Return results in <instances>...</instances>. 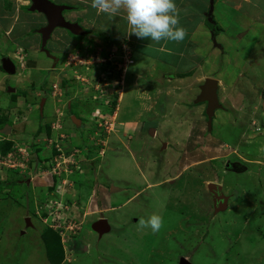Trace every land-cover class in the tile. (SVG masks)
<instances>
[{"label":"rangeland","instance_id":"rangeland-1","mask_svg":"<svg viewBox=\"0 0 264 264\" xmlns=\"http://www.w3.org/2000/svg\"><path fill=\"white\" fill-rule=\"evenodd\" d=\"M44 3L52 8L39 9V0H0V144L14 146L9 157L0 156V264H51L41 237L45 228L60 238L59 264H179L181 258L264 264V0H214L211 12L210 0H174L187 36L159 44L129 35L123 10L98 13L91 0ZM205 21L221 27L217 37L206 32ZM122 49L132 60L123 73L110 62L111 55H124ZM209 62L206 79L218 81L223 73L229 94L219 86L217 95L231 113L214 117L212 131L232 140L221 123L234 118L227 127L237 141L224 142L225 152L177 177L190 119L200 112L195 100L205 79L195 83L198 66ZM187 73L168 86L179 89L174 93L185 101L183 114L171 104L178 98L157 88L166 91V79ZM235 94H244L242 102ZM158 96L156 108L145 109ZM21 122L28 134L15 130ZM246 141H255L254 149ZM160 142L169 144L168 155ZM143 143L158 145L156 156ZM239 168L249 172H231ZM173 177L172 187L155 184ZM211 182L228 197L224 211L211 208ZM52 212L58 221L46 219ZM152 214L163 218L157 233L138 226ZM100 217L109 218L110 229L97 241L100 233L90 225Z\"/></svg>","mask_w":264,"mask_h":264},{"label":"crops","instance_id":"crops-1","mask_svg":"<svg viewBox=\"0 0 264 264\" xmlns=\"http://www.w3.org/2000/svg\"><path fill=\"white\" fill-rule=\"evenodd\" d=\"M217 23V22H216ZM203 26H204V28L207 30L206 32H210V30L208 29V27H207V25L206 24H202ZM201 25H200V23L198 22L196 25H195V29H194V33H195V31H196V29H199L198 27H200ZM201 31V30H200ZM199 31V32H200ZM204 31V30H203ZM205 32V31H204ZM204 32H203V34H204ZM194 33H193V36H194ZM211 33V32H210ZM218 35H216V37H217ZM240 38V37H239ZM190 40H191V38H190ZM217 44V43H216ZM220 45L219 44H217V47H215V49H217V50H219L220 49V47H219ZM198 54V53H197ZM204 57H205V54H204ZM204 57H203V59H204ZM206 63V62H205ZM205 63H203L202 65H199L198 66V69H199V72H202L199 76H197L198 78L196 79V81H195V83L197 84V85H199V83H201V80L203 79H206V77H207V68L210 66V62H209V65L207 64H205ZM211 67V66H210ZM189 73H187V74H182V75H184V76H181V78H180V80H176V79H174L173 81H170L169 79H166L165 80V84H166V87H167V89H166V91H163V88L162 89H159V88H157V91H159L160 93L159 94H161V95H165V96H167V97H171L172 99H175L176 97H177V95H176V93H174V92H176V91H178L179 89H175V91L174 90H172V91H170L169 90V85L170 84H176V83H180V82H182V81H184V79H185V77H186V75H188ZM223 73L222 74H220V78L218 77V88H219V86H222L223 87V89L222 90H224L223 91V93H225V94H229V90H228V88H226L225 87V85H223L222 84V82H223ZM235 75H236V73H235ZM238 76V73H237V75L235 76V77H237ZM231 76H227L226 78L229 80V78H230ZM231 79L233 80V77H231ZM169 81V82H168ZM220 82V83H219ZM231 82H234V86H232V89H236V90H238L239 88L238 87H236V82L233 80V81H231ZM196 85V86H197ZM172 86V85H171ZM174 87V86H173ZM174 88H177V87H174ZM189 90H190V88H188ZM14 89H12V91H13ZM219 90V89H218ZM15 91V90H14ZM180 92V91H179ZM233 92L235 93V90H233ZM233 93V94H234ZM236 93H240V91H237ZM174 95H176V96H174ZM179 95V94H178ZM236 96H234V97H236V102H242V100H243V95L244 94H242V96L240 97V96H237V94H235ZM229 96V95H228ZM230 97V96H229ZM234 97H232L231 96V99H234ZM161 98L162 97H159L158 96V99H156V101H153L152 100V102L151 103H148V104H146V105H143L144 107H145V109L146 108H150V107H155L158 103H160V101H161ZM178 98V97H177ZM261 98V97H260ZM244 100H246L245 98H244ZM184 101V100H183ZM183 101H180L179 100V98H178V100H173V102L171 103L172 104V106H173V109H175V110H177L179 113L180 112H182L183 114H185L186 113V111L184 110L183 111V108L181 109V106H179V105H181V104H185V101L183 102ZM263 101H264V98H262L261 99V102H260V105H261V103H263ZM180 102H182V103H180ZM220 102V101H219ZM249 102V101H248ZM220 104L223 106V109H219V110H217V111H215V113H214V117H215V119H216V121H217V118L219 117V114H223V115H231V113H229L228 112V109H227V107L225 106V102H224V100H221V102H220ZM196 105H200L199 107H198V109L200 110V112H198L197 114H198V116H197V114H196V116L197 117H195V118H191L190 119V126H189V128H188V130H187V132H186V138H185V144H184V147H185V149L183 150L182 149V151H180V153H179V156H178V166H176V172H177V174H179L177 177H179L180 176V172H185V170H187V169H190V168H192V167H194V168H196V167H198L199 165H201L203 162H205V161H208V160H213V159H215L216 157H213V154H218L219 152H225L226 150H227V148H228V145H226V144H223L224 142H228V143H231V142H233L234 144L236 143L235 142V140L237 141V135H236V133L234 132V131H232V130H228V127H227V125L229 126V125H231V126H233V120H234V118H233V120L232 121H230L229 119L227 120V121H229V123L228 124H226V123H224V122H227L226 121V119L225 120H223V123H221L222 124V126L221 127H224L223 129H222V131H223V134H226V132H229L230 134H232V140H230V141H228V140H221V138H219L218 136H219V134H214L213 133V127H214V125L216 126V122H215V119H214V117H213V120H212V126H211V133H208L207 132V119H206V116H205V104H201V103H199V104H196ZM179 107V108H178ZM156 108V107H155ZM176 108H178V109H176ZM197 108V107H196ZM160 110H162V107L160 108ZM217 112V113H216ZM231 112V111H230ZM215 114H216V116H215ZM264 114V113H263ZM264 116V115H263ZM171 118V116H165V119H170ZM176 119H179V120H177V122H179L180 124H183L182 122L183 121H180V120H184V119H182V117H177V118H175V120ZM18 125H17V127H15L16 129V131H18V132H21V133H27L28 134V130H27V128L24 130V127L25 126H27V122H21V123H17ZM25 124V125H24ZM127 126H129L128 124H127ZM232 129V128H231ZM14 130V131H15ZM24 130V131H23ZM153 135H154V137H155V135H156V130H152L151 131V136L153 137ZM218 135V136H217ZM144 136V135H143ZM144 139V138H143ZM136 140H139V139H136ZM140 141V140H139ZM126 142H128V141H126ZM247 142V144H246V146H247V148H249L250 147V145L249 144H251V147H250V149H254V143H255V141H246ZM128 143H131V142H128ZM160 147H159V149H161L162 148V153H166L167 155H168V153L171 151L170 149H169V144L168 143H163V142H160ZM149 144L147 145V146H145L144 145V143H143V147H145L144 149H145V151L146 150H149L150 151V153L152 154L153 153V155H155L156 156V153H157V147H158V145L157 146H155V145H153V146H149ZM183 147V148H184ZM127 148H128V146H127ZM167 149H169V151L167 152ZM108 150H109V148H108ZM210 153V154H209ZM234 153V152H233ZM209 154V155H208ZM158 155V154H157ZM154 156V157H155ZM162 156H163V154H162ZM219 158H221V156L219 157ZM158 159H159V157H158ZM236 159H239L240 160V156H236ZM159 160H161V158L159 159ZM160 162V161H159ZM168 165V163H166L165 164V166H167ZM204 166V165H203ZM205 167V166H204ZM198 168H200V167H198ZM168 169H170V166H168ZM194 170V169H193ZM239 170H243L242 168H239ZM238 171V170H237ZM247 172H249V171H247ZM247 172H245V173H247ZM223 173V172H222ZM237 173V174H236ZM243 173V172H242ZM238 174H240V172H234V175H238ZM244 174V173H243ZM242 174V175H243ZM240 176V175H239ZM177 177L175 178V177H173V178H165V179H162V180H160L159 182H156L155 184H160L159 186H162V185H171V187L173 186V185H175V180L177 179ZM184 178V177H183ZM209 183H207V185H208ZM202 185V183H201V181H198V183H197V186H196V188H197V190H198V188H199V186H201ZM207 185H206V188H207ZM151 185L150 184H148V185H146V187H150ZM234 189H236V188H234ZM121 190V189H120ZM119 189H117V188H114V187H109V191L113 194V193H116V194H118L119 192H121ZM184 193H183V196L185 195V193H187L186 191H185V188H184V191H183ZM232 192H234V195L237 193L236 191H232ZM139 193V192H138ZM227 195V194H226ZM234 195H232V196H234ZM225 196V195H224ZM236 196H237V194H236ZM236 196H234L233 198H235ZM233 198L232 199H230V200H232V201H234L233 200ZM116 208H118V207H116ZM115 208V209H116ZM211 208H213V205H212V202H211ZM114 209H112V211H113ZM110 211H111V209H110ZM106 219V221H107V224H108V226H110L109 225V218H105ZM97 221V220H96ZM96 221H94V222H96ZM93 222V223H94ZM92 223V224H93ZM91 224V225H92ZM91 225H90V228H91ZM167 229H171V226L169 225V227L168 228H166V229H164V232H166L165 234L167 235ZM173 229H174V227H173ZM91 230H92V228H91ZM93 231V230H92ZM91 235H93V234H91ZM101 234L99 235V239L97 240V241H99V240H101ZM86 247H87V245H86Z\"/></svg>","mask_w":264,"mask_h":264},{"label":"clouds","instance_id":"clouds-1","mask_svg":"<svg viewBox=\"0 0 264 264\" xmlns=\"http://www.w3.org/2000/svg\"><path fill=\"white\" fill-rule=\"evenodd\" d=\"M90 6L98 13L110 16L123 10L130 29L129 35H135L138 39H148L157 44L161 41L179 43L187 36V29L180 25V10L174 0H91ZM113 79L111 75V80ZM138 226L142 229L150 228L153 233H157L163 227V218L157 214H152L147 219L142 217ZM84 251H87L86 247Z\"/></svg>","mask_w":264,"mask_h":264},{"label":"water","instance_id":"water-1","mask_svg":"<svg viewBox=\"0 0 264 264\" xmlns=\"http://www.w3.org/2000/svg\"><path fill=\"white\" fill-rule=\"evenodd\" d=\"M213 3L214 0H210V12L212 11L213 8ZM44 7L45 10L51 9L52 6L51 5H45L44 0H39V4H38V8L41 9V7ZM58 9V8H57ZM73 25H65V27L69 28L72 27ZM46 56L49 55L48 52H45ZM52 70H48L47 71V75L51 74ZM57 72V71H54ZM217 90H218V82L214 79H205L204 83L200 86V92L199 95L197 96V99L195 100V104L201 103V104H205V116L207 119V132L211 133V126H212V120L214 117V113L217 110H221L223 109V106L220 104L219 100H218V95H217ZM262 110L264 113V101L262 103ZM11 132L10 128H5L3 133L9 134ZM230 163H226V170L227 168H229ZM233 169V168H230ZM238 170V169H236ZM247 168H243V170H238L237 172H245L247 171ZM231 172H235L233 170H231ZM207 190L209 195L211 196L212 199V205H213V209L214 212L217 213L219 211H224L226 210L227 207V198L226 196H224V194H222L221 192V186H219L216 183H209L207 185ZM28 224L29 222L26 221ZM91 228L93 231H99V233L101 234L102 232H108L110 227L107 224L106 219H100L96 222H94L91 225ZM179 264H190L189 261H187L186 258H181L179 261Z\"/></svg>","mask_w":264,"mask_h":264},{"label":"trees","instance_id":"trees-1","mask_svg":"<svg viewBox=\"0 0 264 264\" xmlns=\"http://www.w3.org/2000/svg\"><path fill=\"white\" fill-rule=\"evenodd\" d=\"M9 8V7H8ZM206 22V21H205ZM207 27L210 31L214 34H219L222 30L221 27L214 21L213 24H209L206 22ZM115 99V98H114ZM12 147V143L6 141L4 144H0V155L4 156L6 153L9 152L10 148ZM42 240L44 241L46 255L51 264H59L63 258V249L61 247L60 238L56 232L52 231L51 229L45 228L42 233ZM69 249L72 251V247L69 246Z\"/></svg>","mask_w":264,"mask_h":264},{"label":"built area","instance_id":"built-area-1","mask_svg":"<svg viewBox=\"0 0 264 264\" xmlns=\"http://www.w3.org/2000/svg\"><path fill=\"white\" fill-rule=\"evenodd\" d=\"M123 51H125V49H122ZM124 56H125V58H124ZM121 61H122V64H121ZM110 62H114L113 64L114 65H116V66H119V68H120V70H121V73H123L124 71H126V68H127V66L129 65V64H131V62H132V60H128L127 58H126V51H125V53H124V55H118V54H114V56L113 55H111V59H110ZM118 62H120V63H118ZM109 71V70H108ZM110 71H112V69H110ZM72 156V155H71ZM73 156H75L74 154H73ZM8 157H9V154H8ZM59 157H61V156H59ZM56 168H57V166H56ZM52 217H56L57 218V221L59 220L58 219V215L56 214V213H50V216L49 217H47L46 219L48 220V221H50V219L52 218ZM69 221H72L73 220V218L72 217H70L69 216V219H68ZM59 227V226H58ZM61 235V234H60ZM62 239H63V237H62Z\"/></svg>","mask_w":264,"mask_h":264},{"label":"flooded vegetation","instance_id":"flooded-vegetation-1","mask_svg":"<svg viewBox=\"0 0 264 264\" xmlns=\"http://www.w3.org/2000/svg\"><path fill=\"white\" fill-rule=\"evenodd\" d=\"M211 33H212V35H213V37H216V35H218V34H214L212 31H211ZM221 51H222V49H220ZM206 106V105H205ZM110 204H112V203H110ZM100 219H105V218H103V217H100L99 219H97V220H100ZM110 232H111V230H110ZM97 237V236H96ZM78 241L80 242V240L78 239ZM78 241H76V242H78ZM72 248H75V245H73V247Z\"/></svg>","mask_w":264,"mask_h":264}]
</instances>
